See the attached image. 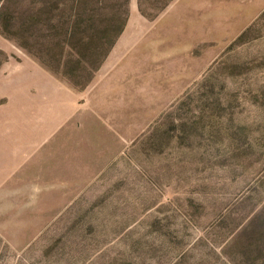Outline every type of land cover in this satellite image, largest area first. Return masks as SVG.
Returning <instances> with one entry per match:
<instances>
[{"label":"rangeland","instance_id":"374dc122","mask_svg":"<svg viewBox=\"0 0 264 264\" xmlns=\"http://www.w3.org/2000/svg\"><path fill=\"white\" fill-rule=\"evenodd\" d=\"M187 2L0 0L4 124L44 71L81 108L133 51L71 123L79 152L49 144L0 186V264H264V10L202 30Z\"/></svg>","mask_w":264,"mask_h":264},{"label":"crops","instance_id":"0c3cea01","mask_svg":"<svg viewBox=\"0 0 264 264\" xmlns=\"http://www.w3.org/2000/svg\"><path fill=\"white\" fill-rule=\"evenodd\" d=\"M188 2H190L189 8L187 5L184 8H187V12H190L202 30L209 29L215 23L224 25L225 29H240L264 10V0H217L216 2L214 0H188ZM213 17L215 20L212 19ZM129 47L127 40H120L115 46L109 60L103 65L101 76L98 79L95 78L93 89L84 96L85 102L81 108H79L78 95L53 74L44 71L49 80L31 89V92L36 91V96L31 101L21 100L15 110L13 120L4 124L3 122L7 119L3 121V115L0 114L1 188L5 189L16 183L15 177L27 158L44 150L49 144L51 148L45 151V155L51 157L56 156L55 144L63 146L72 140H75L74 144L77 145L76 150L72 151L79 152L83 141L69 137L70 125L76 122L79 130L84 129L87 107L94 111V116L97 114V88H108L112 85L114 76L126 75L129 66L126 57L129 56L128 54H133ZM122 84L127 86L126 82ZM79 120L82 124L78 123ZM81 165L84 166L83 162ZM64 181L67 180L62 179V184ZM46 188L53 189L54 187Z\"/></svg>","mask_w":264,"mask_h":264},{"label":"trees","instance_id":"16d2710c","mask_svg":"<svg viewBox=\"0 0 264 264\" xmlns=\"http://www.w3.org/2000/svg\"><path fill=\"white\" fill-rule=\"evenodd\" d=\"M128 1H129V0H125L126 3H127ZM170 1H171V0H170ZM165 5H166V4H163L162 6H158V7H156L155 9L158 10V12H159V11H161V10L165 7ZM141 11H142V9H141ZM143 12H144V10H143Z\"/></svg>","mask_w":264,"mask_h":264}]
</instances>
